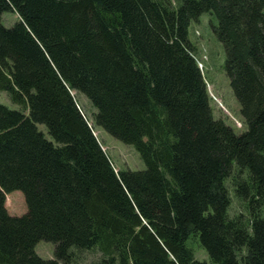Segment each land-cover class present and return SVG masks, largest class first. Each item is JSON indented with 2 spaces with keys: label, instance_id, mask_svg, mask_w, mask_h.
<instances>
[{
  "label": "trees",
  "instance_id": "trees-1",
  "mask_svg": "<svg viewBox=\"0 0 264 264\" xmlns=\"http://www.w3.org/2000/svg\"><path fill=\"white\" fill-rule=\"evenodd\" d=\"M205 12L240 134L215 118L190 38ZM0 90L28 110L0 103V264H69L95 247L101 264H207L193 235L212 264H264V0H0ZM97 126L146 168L117 171ZM228 178L247 207L234 217ZM14 190L22 215L6 206Z\"/></svg>",
  "mask_w": 264,
  "mask_h": 264
},
{
  "label": "rangeland",
  "instance_id": "rangeland-1",
  "mask_svg": "<svg viewBox=\"0 0 264 264\" xmlns=\"http://www.w3.org/2000/svg\"><path fill=\"white\" fill-rule=\"evenodd\" d=\"M175 5L182 0H171ZM20 16L16 12L6 11L3 13V22L7 26L14 24ZM216 16L210 12L201 15L199 21H193L190 26V38L197 46L196 57L198 64L204 74L210 96L214 116L224 120L236 133L240 134L247 129L244 116L241 112V104L231 84L230 78L225 70L226 53L223 43L216 36L213 24L216 23ZM78 101L85 114L94 121V114L97 109L84 94H77ZM0 103L13 109H22L28 113L22 105L15 103L5 90H0ZM38 128L50 138L44 124H38ZM95 134L98 136L103 148L108 152L112 163L117 171L119 170H141L146 164L136 147L125 143L114 137L104 128L97 126ZM227 186L231 195V206L229 213L232 217L240 213H246L247 207L234 190L232 179H227ZM6 206L10 214L22 215L27 212L28 207L25 196L21 190H14L6 195ZM194 251L195 258L201 262L212 264L207 250L201 245L198 236L193 235L189 243ZM36 252L45 259L56 258L55 243L41 240L36 246ZM103 253L99 248L81 249L73 248V254L69 264H101Z\"/></svg>",
  "mask_w": 264,
  "mask_h": 264
}]
</instances>
